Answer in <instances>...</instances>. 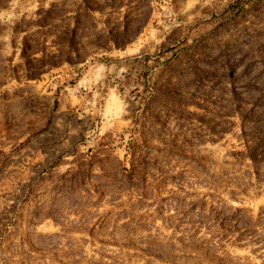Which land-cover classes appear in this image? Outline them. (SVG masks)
Wrapping results in <instances>:
<instances>
[{
    "label": "rangeland",
    "instance_id": "374dc122",
    "mask_svg": "<svg viewBox=\"0 0 264 264\" xmlns=\"http://www.w3.org/2000/svg\"><path fill=\"white\" fill-rule=\"evenodd\" d=\"M0 264H264V0H0Z\"/></svg>",
    "mask_w": 264,
    "mask_h": 264
}]
</instances>
